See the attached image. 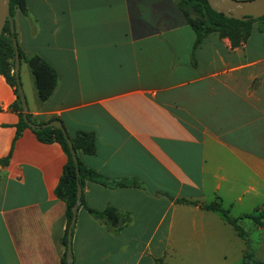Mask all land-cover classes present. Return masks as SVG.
<instances>
[{"label": "crops", "instance_id": "0c3cea01", "mask_svg": "<svg viewBox=\"0 0 264 264\" xmlns=\"http://www.w3.org/2000/svg\"><path fill=\"white\" fill-rule=\"evenodd\" d=\"M177 3L26 0L27 14L15 10L25 57L58 75L42 103L21 60L28 114L92 133L84 165L126 182L85 181L74 264H219L237 234L200 206L264 211V34L255 23L240 47L217 33L196 44ZM16 99L0 75V264H62L68 223L56 188L67 156L29 128L15 139ZM108 207L130 220L113 227L89 211Z\"/></svg>", "mask_w": 264, "mask_h": 264}, {"label": "trees", "instance_id": "16d2710c", "mask_svg": "<svg viewBox=\"0 0 264 264\" xmlns=\"http://www.w3.org/2000/svg\"><path fill=\"white\" fill-rule=\"evenodd\" d=\"M177 4L188 21V24L192 27L196 34V44H199L208 35L217 33L221 37L228 38L233 48L240 47L248 40L252 26L255 23L259 24V31L264 34V16L257 19L253 17H245L243 20L229 18L224 13L214 11L210 7L207 0H178ZM10 8L13 22L15 10L18 9L23 14H27L26 0H10ZM13 37L17 38L16 32H14V34L11 32L10 22L7 21L0 36V75H2L8 84L14 88L17 97L15 103L12 105V108L19 113V122L17 124L15 139L20 137L25 129L29 128L34 132L40 142L48 144L58 143L62 147L67 156V162L63 168L62 176L56 188V196L66 203V218L69 229L73 217L72 208L76 203L78 185L76 175L77 168L80 172L79 183L81 186L84 185L85 181L96 182L110 187L125 186L126 182L108 181L84 165L81 160V156L94 155L96 152L95 137L92 133L77 132L75 135H70L64 126V131L54 127L43 128L42 125L58 119H53L48 122H38L29 114L28 120L37 127L32 129L28 123L25 122L15 75L16 53ZM18 51L20 59L24 60L29 66L30 72L34 78L39 101L42 103L46 102L51 97L57 86V72L42 57L37 55L25 57L19 45ZM66 136L72 141L73 149L77 157V164L73 160L72 152L67 143ZM82 202L83 201L81 199V203ZM200 207L204 210L220 213L226 222L233 227L236 234L245 241L247 249L244 253V260L242 264H264V262L254 259L253 253L250 249L248 234L239 226V219H233L231 217L230 210L225 209L219 199L209 204H202ZM89 211L95 218L104 220L113 227H119L121 224L130 220V216L128 214L121 213L113 207H108L104 211H96L92 209ZM241 218H249L258 227L264 228V211L262 210L257 211L256 214L244 215ZM67 235L68 233L64 238V246L66 249ZM62 264H67V252H65L62 258Z\"/></svg>", "mask_w": 264, "mask_h": 264}, {"label": "water", "instance_id": "95a60500", "mask_svg": "<svg viewBox=\"0 0 264 264\" xmlns=\"http://www.w3.org/2000/svg\"><path fill=\"white\" fill-rule=\"evenodd\" d=\"M207 1L210 7L214 11L219 12V13H224L229 18L243 20L245 19V17H253L257 19V18L264 16V0H247V1L207 0ZM7 21L10 22L11 32L14 34L15 27H14V22L11 16L10 0H0V36L2 34L3 28L5 27ZM13 43H14V48H15V53H16L15 75L17 79L18 93L21 99L22 108L24 112L23 118L25 122H27L28 125L32 129H35L37 126L28 120V104L26 102V98L24 95V91H23L22 84L20 81V76H19L21 59H20V54L18 51L17 40L14 37H13ZM42 127L43 128L54 127V128L64 131L62 123L58 120L48 122L42 125ZM66 139L71 149L73 160L77 164V157L73 149L72 141L67 136H66ZM76 175H77L78 185H77L76 203H75V206L72 208L73 217H72L70 227L68 229V236H67V264H74L73 263L74 261L73 251H72V231H73V227L76 222L77 211L81 205V199H82V186L79 183L80 172L78 168L76 169Z\"/></svg>", "mask_w": 264, "mask_h": 264}, {"label": "rangeland", "instance_id": "374dc122", "mask_svg": "<svg viewBox=\"0 0 264 264\" xmlns=\"http://www.w3.org/2000/svg\"><path fill=\"white\" fill-rule=\"evenodd\" d=\"M22 62H25V61H22ZM253 212H254V209L252 207L250 206L244 207L237 211H234L233 214L231 213V217L233 219H239L238 216H241V214H252ZM238 224L248 234L250 249L253 253L254 259L264 262V228L259 230L256 227L255 223L249 218H245L243 220L239 219ZM236 237L237 238H236V243H235V248H234L233 253L229 254V256H227L225 259L219 256V264H242L243 263L244 253L247 249V246H246L245 241L242 238H238L237 235Z\"/></svg>", "mask_w": 264, "mask_h": 264}]
</instances>
